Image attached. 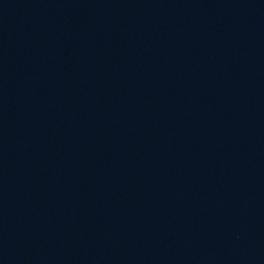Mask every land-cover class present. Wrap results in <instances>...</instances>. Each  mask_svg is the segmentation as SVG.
<instances>
[{
    "label": "water",
    "instance_id": "water-1",
    "mask_svg": "<svg viewBox=\"0 0 264 264\" xmlns=\"http://www.w3.org/2000/svg\"><path fill=\"white\" fill-rule=\"evenodd\" d=\"M0 264H264V0H0Z\"/></svg>",
    "mask_w": 264,
    "mask_h": 264
}]
</instances>
